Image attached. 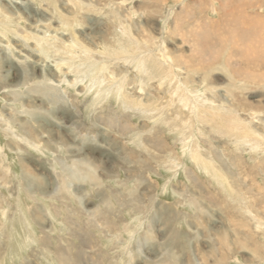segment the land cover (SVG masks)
I'll list each match as a JSON object with an SVG mask.
<instances>
[{"label":"rangeland","instance_id":"374dc122","mask_svg":"<svg viewBox=\"0 0 264 264\" xmlns=\"http://www.w3.org/2000/svg\"><path fill=\"white\" fill-rule=\"evenodd\" d=\"M0 264H264V0H0Z\"/></svg>","mask_w":264,"mask_h":264},{"label":"bare ground","instance_id":"6f19581e","mask_svg":"<svg viewBox=\"0 0 264 264\" xmlns=\"http://www.w3.org/2000/svg\"><path fill=\"white\" fill-rule=\"evenodd\" d=\"M47 41V38L44 40V43ZM76 41H78V39H77V37H76ZM56 44V43H55ZM50 46H52V45H50ZM53 47V46H52ZM72 48H75V50H76V48L77 49H85V48H83L82 47V45L81 44H79L78 42H74L73 41V46H72ZM63 49V48H62ZM56 51H57V49H56ZM58 53V52H57ZM63 53L65 54V56L67 57V58H69V60L71 59V61H75L76 59H78L79 58V56L76 58V55L77 54H73V52H72V49L71 48H66L65 50H63ZM83 53H85V57L87 58V59H90V58H93V55H92V53L91 52H83ZM70 56V57H69ZM71 67H77V65L75 64V63H71ZM80 66H78V69H76L75 71L77 72V73H79L80 71H81V69L79 68ZM96 70V69H95ZM92 72V76H96L97 74H95L94 75V70H92L91 71ZM79 75V74H78ZM100 78V77H99ZM46 86H49V84L47 83V85ZM105 92V91H104ZM199 157H200V155H198ZM193 157L194 158H196L197 157V151H195V152H193ZM230 183V182H229Z\"/></svg>","mask_w":264,"mask_h":264}]
</instances>
